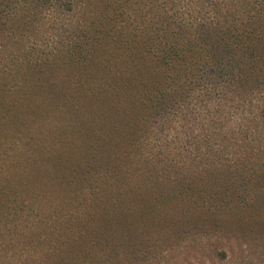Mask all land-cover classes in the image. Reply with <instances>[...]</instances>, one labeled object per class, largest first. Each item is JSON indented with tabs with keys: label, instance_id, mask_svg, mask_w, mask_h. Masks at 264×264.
<instances>
[{
	"label": "trees",
	"instance_id": "obj_1",
	"mask_svg": "<svg viewBox=\"0 0 264 264\" xmlns=\"http://www.w3.org/2000/svg\"><path fill=\"white\" fill-rule=\"evenodd\" d=\"M264 264V0H0V264Z\"/></svg>",
	"mask_w": 264,
	"mask_h": 264
},
{
	"label": "rangeland",
	"instance_id": "obj_2",
	"mask_svg": "<svg viewBox=\"0 0 264 264\" xmlns=\"http://www.w3.org/2000/svg\"><path fill=\"white\" fill-rule=\"evenodd\" d=\"M159 264H175V258L171 255V253H168L165 260L161 261Z\"/></svg>",
	"mask_w": 264,
	"mask_h": 264
}]
</instances>
